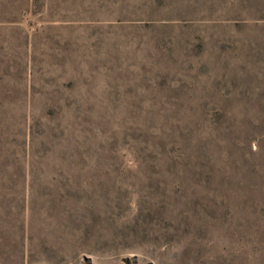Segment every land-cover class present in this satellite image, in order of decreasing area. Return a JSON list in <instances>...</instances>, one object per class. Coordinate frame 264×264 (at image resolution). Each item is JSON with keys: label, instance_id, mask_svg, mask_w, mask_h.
Masks as SVG:
<instances>
[{"label": "rangeland", "instance_id": "obj_1", "mask_svg": "<svg viewBox=\"0 0 264 264\" xmlns=\"http://www.w3.org/2000/svg\"><path fill=\"white\" fill-rule=\"evenodd\" d=\"M0 264H264V0H0Z\"/></svg>", "mask_w": 264, "mask_h": 264}]
</instances>
